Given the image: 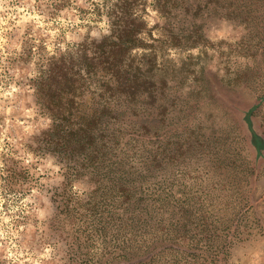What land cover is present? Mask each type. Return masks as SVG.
Returning <instances> with one entry per match:
<instances>
[{"label":"rangeland","instance_id":"1","mask_svg":"<svg viewBox=\"0 0 264 264\" xmlns=\"http://www.w3.org/2000/svg\"><path fill=\"white\" fill-rule=\"evenodd\" d=\"M159 1L136 0L119 143L81 167L35 144V82L83 68L111 2L0 0V264H264V0Z\"/></svg>","mask_w":264,"mask_h":264},{"label":"trees","instance_id":"2","mask_svg":"<svg viewBox=\"0 0 264 264\" xmlns=\"http://www.w3.org/2000/svg\"><path fill=\"white\" fill-rule=\"evenodd\" d=\"M110 2L103 10L109 33L100 41L86 40L78 49L83 68L76 71L73 59L63 52L47 59L41 80L35 82L39 103L51 120L50 128L35 144L70 165L81 162V167H90L109 161V151L119 143L120 130L115 127L123 116L122 100L131 95L132 103H136L138 96L137 87L122 70L127 56L140 47L146 23L145 3H141L142 12L137 13L135 8L141 5L136 0ZM83 70L89 77L104 78L103 94L97 96L109 94L107 100L96 99ZM8 176L10 180L17 178L13 171Z\"/></svg>","mask_w":264,"mask_h":264}]
</instances>
